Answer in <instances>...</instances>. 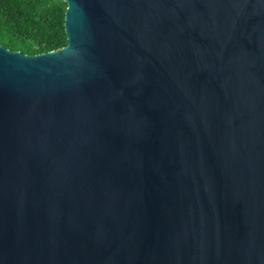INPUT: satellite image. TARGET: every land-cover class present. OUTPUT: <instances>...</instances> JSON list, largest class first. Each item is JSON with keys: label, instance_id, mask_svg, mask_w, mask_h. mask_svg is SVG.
Here are the masks:
<instances>
[{"label": "water", "instance_id": "water-1", "mask_svg": "<svg viewBox=\"0 0 264 264\" xmlns=\"http://www.w3.org/2000/svg\"><path fill=\"white\" fill-rule=\"evenodd\" d=\"M65 2L0 45V264H264V0Z\"/></svg>", "mask_w": 264, "mask_h": 264}, {"label": "trees", "instance_id": "trees-1", "mask_svg": "<svg viewBox=\"0 0 264 264\" xmlns=\"http://www.w3.org/2000/svg\"><path fill=\"white\" fill-rule=\"evenodd\" d=\"M65 0H0V45L36 55L68 43Z\"/></svg>", "mask_w": 264, "mask_h": 264}]
</instances>
